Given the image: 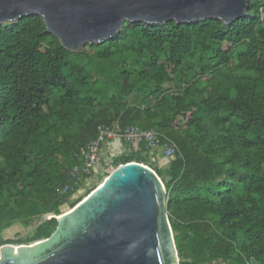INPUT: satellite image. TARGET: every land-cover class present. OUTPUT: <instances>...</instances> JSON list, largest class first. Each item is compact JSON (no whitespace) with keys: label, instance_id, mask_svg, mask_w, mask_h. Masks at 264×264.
I'll return each mask as SVG.
<instances>
[{"label":"trees","instance_id":"obj_1","mask_svg":"<svg viewBox=\"0 0 264 264\" xmlns=\"http://www.w3.org/2000/svg\"><path fill=\"white\" fill-rule=\"evenodd\" d=\"M249 2L230 25L128 22L78 52L41 16L1 24L0 247L49 238L57 220L41 218L102 183L74 203L55 193L98 127L118 123L177 146L164 168L137 143L114 165L162 179L179 264H264V0ZM14 225L30 233L5 240Z\"/></svg>","mask_w":264,"mask_h":264},{"label":"water","instance_id":"obj_2","mask_svg":"<svg viewBox=\"0 0 264 264\" xmlns=\"http://www.w3.org/2000/svg\"><path fill=\"white\" fill-rule=\"evenodd\" d=\"M249 0H0V25L41 16L47 32L78 52L115 37L125 23L163 25L249 16ZM49 238L0 247V264H179L167 191L144 164L115 168L70 211Z\"/></svg>","mask_w":264,"mask_h":264},{"label":"built area","instance_id":"obj_3","mask_svg":"<svg viewBox=\"0 0 264 264\" xmlns=\"http://www.w3.org/2000/svg\"><path fill=\"white\" fill-rule=\"evenodd\" d=\"M113 140H122L127 144L145 145L148 152H154L162 148L166 158H172L177 149L176 144L171 140L167 139L164 143H161L159 134L138 126L122 128L118 123L112 126H99L96 138L80 149L77 156L80 164L71 170L70 181L58 186L55 190L56 195L65 196L78 192L83 187L85 178L92 174L95 166L99 163L102 145Z\"/></svg>","mask_w":264,"mask_h":264},{"label":"rangeland","instance_id":"obj_4","mask_svg":"<svg viewBox=\"0 0 264 264\" xmlns=\"http://www.w3.org/2000/svg\"><path fill=\"white\" fill-rule=\"evenodd\" d=\"M103 146V145H102ZM123 147L125 148L126 145H123ZM103 148L101 147V150ZM102 151H100V159H101V164L100 166H102L100 172L97 173L95 172L94 174L91 175L90 179L86 180L87 182L84 183V187H82L77 193H75L72 198H71V203L74 202H78L80 201L89 190H92L94 185L98 184L99 182L103 181L105 179V176L107 174H110L114 169H115V165L113 164L112 167H110L109 165L111 163H113L112 159H109L107 156L105 158L102 159L101 156ZM150 157H155V151L154 152H149L148 153ZM156 161L154 163V165H157L160 168H164L167 165V158L163 159V160H159L158 158H156ZM62 211L63 213H66L68 211H70L69 209V205L63 206L62 207ZM30 233L29 229H25L20 225H14L13 227H11L10 229H7L6 231H4L2 233L3 238L5 240H20L23 239L27 236V234Z\"/></svg>","mask_w":264,"mask_h":264},{"label":"crops","instance_id":"obj_5","mask_svg":"<svg viewBox=\"0 0 264 264\" xmlns=\"http://www.w3.org/2000/svg\"><path fill=\"white\" fill-rule=\"evenodd\" d=\"M123 145H126V147L124 148ZM102 148H103L101 150L102 151V153H101L102 159L107 156L109 159L113 160V163H111L109 165L110 167H112V165L115 164V161L118 158H120L122 156H125V155H128L130 153V151H131V145L125 143L122 140L108 141V142L103 144ZM155 157L158 158L159 160L160 159L163 160V159L166 158L164 156L162 148H159V149L155 150ZM100 164H101V159H100L99 163L95 166L92 174H94L97 171L100 172V170L102 169L101 168L102 166H100ZM99 172H97V173H99Z\"/></svg>","mask_w":264,"mask_h":264}]
</instances>
